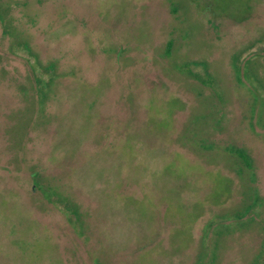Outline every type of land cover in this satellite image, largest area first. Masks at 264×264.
I'll return each instance as SVG.
<instances>
[{"label":"rangeland","instance_id":"1","mask_svg":"<svg viewBox=\"0 0 264 264\" xmlns=\"http://www.w3.org/2000/svg\"><path fill=\"white\" fill-rule=\"evenodd\" d=\"M0 264H264V0H0Z\"/></svg>","mask_w":264,"mask_h":264},{"label":"trees","instance_id":"2","mask_svg":"<svg viewBox=\"0 0 264 264\" xmlns=\"http://www.w3.org/2000/svg\"><path fill=\"white\" fill-rule=\"evenodd\" d=\"M245 17H241L240 19H244ZM168 48H169V44H167V48H166V51H165V54L167 55L169 52H168ZM193 66V67H197V66H202L203 68L205 67V65L203 63H197V62H190V63H187L186 66H185V72L190 75L191 77L195 78L196 80H198L201 84H205V80L200 78L198 75L196 74H193L189 69L188 67L189 66ZM48 69V68H47ZM205 76H206V72H204ZM231 156L233 155L234 157H236L243 166H245L246 168H249L251 166L250 164V160L249 158L247 157V155L239 150V149H235V148H229L228 149Z\"/></svg>","mask_w":264,"mask_h":264}]
</instances>
